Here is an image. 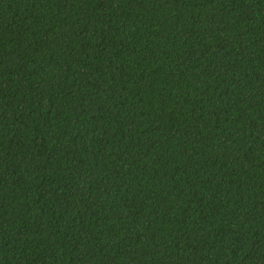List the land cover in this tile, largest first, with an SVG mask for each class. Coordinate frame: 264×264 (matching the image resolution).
<instances>
[{"label":"trees","instance_id":"obj_1","mask_svg":"<svg viewBox=\"0 0 264 264\" xmlns=\"http://www.w3.org/2000/svg\"><path fill=\"white\" fill-rule=\"evenodd\" d=\"M0 264H264V0H0Z\"/></svg>","mask_w":264,"mask_h":264}]
</instances>
